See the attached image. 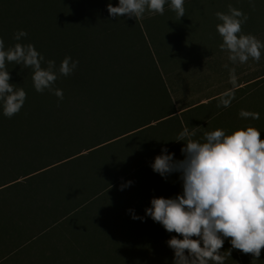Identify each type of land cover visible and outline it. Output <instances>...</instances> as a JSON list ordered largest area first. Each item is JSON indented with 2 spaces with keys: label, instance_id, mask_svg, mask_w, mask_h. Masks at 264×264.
<instances>
[{
  "label": "trees",
  "instance_id": "16d2710c",
  "mask_svg": "<svg viewBox=\"0 0 264 264\" xmlns=\"http://www.w3.org/2000/svg\"><path fill=\"white\" fill-rule=\"evenodd\" d=\"M217 1L184 0L180 20L168 3L163 15L146 13L136 20L109 16L107 5L117 7L119 0H0L5 49L32 44L44 57L42 67L53 60L59 68L68 56L78 61L71 75L55 82L63 91L62 100L48 90L35 91L31 68L7 64L9 82L22 87L27 98L12 118L0 107V264H173L174 252L166 242L177 234L145 215L152 198L182 194L179 174L165 180L150 167L162 148L183 159L184 143L166 139L167 121L136 127L105 146L99 148L100 143L85 150L88 153L78 151L41 168L23 170L22 159L7 149L20 153L25 121H39V108L44 117L53 106L65 116L98 90L113 98L115 88L148 87L160 107L149 121L173 115L175 108L168 107L163 90L164 69L175 61L168 46L174 42L178 48L191 36L194 40L199 32L195 27L203 21L221 23L210 11ZM235 5L248 15L241 34L250 30L260 40L264 0ZM18 31L27 36L15 40ZM217 40L223 43L219 34ZM127 181L133 182L131 187L119 190ZM130 209L144 221L132 219ZM220 251L225 252V264H252V255L232 249L228 239ZM256 264H264V249Z\"/></svg>",
  "mask_w": 264,
  "mask_h": 264
},
{
  "label": "clouds",
  "instance_id": "9594fccd",
  "mask_svg": "<svg viewBox=\"0 0 264 264\" xmlns=\"http://www.w3.org/2000/svg\"><path fill=\"white\" fill-rule=\"evenodd\" d=\"M175 12L177 19L185 16L184 0H119L117 7L107 5L110 17L142 19L147 13L163 15L165 4ZM221 23L216 31L222 38L220 49L225 51L233 64H244L249 59L259 62L264 43L255 36L241 34L242 25L248 16L229 5L228 14L217 12ZM239 34V35H238ZM27 33L18 31L14 39L19 41ZM8 63L31 68L32 83L36 92L48 90L58 99L63 91L55 88L61 76H69L78 65L70 56L65 57L57 68L55 61L48 60L42 67L44 57L34 45L16 43L5 49L0 39V107L3 115L12 118L22 109L27 94L22 87L11 84ZM229 72L232 88L218 97L217 108H227L235 99L237 76L235 68L223 65ZM241 118L258 120L260 114L241 110ZM184 127L176 137L183 142L180 149L183 159L174 158L167 148L161 149L150 165L154 173L167 178L176 173L182 182V194L174 198H152L151 207L145 215L163 226L168 233H176L166 243L174 252L173 264H225L223 248L228 239L232 249L251 254L256 264L264 249V140L260 132L247 127L226 135L225 130L204 131L202 141L193 139L197 129ZM132 181L120 186L121 191L131 187ZM132 219L144 221L128 210ZM178 237H182L178 238ZM231 255V250L227 252Z\"/></svg>",
  "mask_w": 264,
  "mask_h": 264
},
{
  "label": "rangeland",
  "instance_id": "374dc122",
  "mask_svg": "<svg viewBox=\"0 0 264 264\" xmlns=\"http://www.w3.org/2000/svg\"><path fill=\"white\" fill-rule=\"evenodd\" d=\"M238 1L240 0L212 2L210 4L211 15L215 16L217 12L228 14L229 5L247 15L242 9L236 7L235 4ZM216 25L203 21L201 25L195 27L199 32L194 40L191 36L186 39V43L180 42L178 48L174 42H171L168 47L170 55H173L175 61L170 62L165 69L182 68L186 75L190 69L197 68L196 66H210L208 75L212 84L219 83V89H224L231 88L232 85L229 83L228 69L223 65L228 64L229 68L234 67L238 78L235 99L232 100L229 107L218 114V117L205 125L198 139L202 138L205 130L223 129L226 135H230L236 130L253 127L260 132V139L264 140V76H262L264 74V49L261 50L259 62L249 59L247 63L233 65L228 60L227 53L220 49V44H217L219 42ZM249 33L250 30H247V35ZM259 41L264 43V36ZM204 55L208 56L205 59H219L220 61L200 63L179 61L185 58L188 60L196 57L203 58ZM176 57L178 58L176 59ZM249 80H252L250 85L247 83ZM147 88L131 87L123 90L115 88L113 89L115 96L111 95L113 98L108 96L107 91L98 90L94 95L91 94L87 99L77 103L74 111L65 116H60L56 107L53 106L50 115L44 117V111L39 108V121H25L23 144L19 147L21 148L20 153L18 150L12 152L9 148L7 153L13 157H20L23 161L21 163L23 170H27L32 167L41 168L50 165L61 158L102 143L98 146L100 148L105 146V142L108 140L114 142L121 139L115 137L141 126V123L149 121L151 117L159 113L160 107H156L153 103L149 92L151 89ZM242 109L257 112L260 114V118L258 120L241 118L239 113ZM103 150L106 148L100 149L98 152Z\"/></svg>",
  "mask_w": 264,
  "mask_h": 264
},
{
  "label": "crops",
  "instance_id": "0c3cea01",
  "mask_svg": "<svg viewBox=\"0 0 264 264\" xmlns=\"http://www.w3.org/2000/svg\"><path fill=\"white\" fill-rule=\"evenodd\" d=\"M202 57L203 58H192L191 60L185 58L179 61L193 63L220 61L219 59H205L208 57L205 55ZM196 67L199 68L197 69L194 67L190 69L186 75L185 70L182 68L164 70V99L170 109L172 106L175 108V113L163 120L141 123L140 125L143 126L142 128L157 126L159 123L167 121L168 123L164 129L167 135L166 139L168 141H174L184 127H188L189 130H192L193 127H201L197 129V136L193 139L203 142L202 138L198 139V137L202 133L201 131L205 125L212 122L213 119L218 117V114L225 109L223 106L217 108V102H219L218 97L221 93L230 88L219 89V83L216 85L212 84V80L208 75L210 66L199 65ZM247 83L250 85L251 80ZM213 88L216 89L214 90Z\"/></svg>",
  "mask_w": 264,
  "mask_h": 264
}]
</instances>
